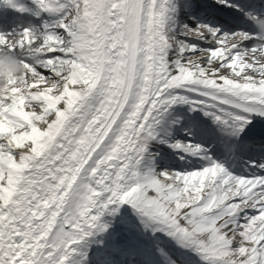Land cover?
Listing matches in <instances>:
<instances>
[{
    "label": "snow or ice",
    "instance_id": "6c2138e0",
    "mask_svg": "<svg viewBox=\"0 0 264 264\" xmlns=\"http://www.w3.org/2000/svg\"><path fill=\"white\" fill-rule=\"evenodd\" d=\"M5 2L30 11L18 0ZM35 3L37 16L56 14L55 26L0 30V48L18 36L9 50L27 48L25 68L62 87L37 92L41 81L30 79V91L13 89L0 103V264H80L74 256L81 242L106 231L101 218L124 203L195 246L209 264H264V175H236L210 158L201 170L141 171L148 142L173 105L203 107L234 135L252 122L250 114L264 117V63L255 55L264 53V16L239 0H216L256 30L222 31L192 14L191 24L177 21V34L173 14L181 7L192 13V0ZM178 35L213 44L200 50L206 63L189 61L199 45ZM228 37L240 42L227 48ZM242 67L254 75L233 80ZM171 147L202 150L180 140ZM245 209L256 213L241 223Z\"/></svg>",
    "mask_w": 264,
    "mask_h": 264
},
{
    "label": "bare ground",
    "instance_id": "6f19581e",
    "mask_svg": "<svg viewBox=\"0 0 264 264\" xmlns=\"http://www.w3.org/2000/svg\"><path fill=\"white\" fill-rule=\"evenodd\" d=\"M56 19H57L56 14H53V16L47 19L48 20L47 23L55 26ZM170 23L174 27L175 33L178 34L181 31V29L178 26H175L173 24V21H171ZM35 25L42 26V24L39 22H36ZM57 30L59 32L65 31L62 27L58 28ZM18 39L19 38L14 39V37L12 36V38H9L8 40L12 41L13 44H16ZM178 39L187 40L191 44L199 45L197 52L188 54V55H192L188 57L189 61H193V62L199 61L200 63H206V61L200 60L202 56L206 55V53L200 52V50L207 49L209 47H214L213 44L208 43L206 40H201L188 36L178 35ZM221 39H225V38H221ZM236 39L237 37L226 38L225 47L230 48L232 45H235L234 40ZM16 54L19 57L23 55H28V49L25 48L22 51L16 52ZM255 55L259 56L260 60H262L259 63H264L263 61L264 57H262L264 55H261V53L259 52L255 53ZM252 56L253 53L251 54L248 53V59H251ZM216 67H217L216 63L208 64L209 69H215ZM242 68H240L239 72L236 75L231 76L233 80H240L243 79L245 76L254 75L251 68L245 71ZM42 71L45 74H50L47 70L42 69ZM220 71L221 74L230 75V71L228 68H222L220 69ZM45 86H46V82H41L37 88L43 89ZM184 105L185 104L173 105V107L169 110V112L166 113L164 115V118L160 121V124L158 126V135L154 139L148 142L147 151L145 153L144 159L141 164V171H147L149 168H151L156 172H160L163 170L164 166L166 167L177 166L179 167V172L183 173L188 171L201 170L203 167L209 164L210 157L209 155H206V153L201 152L199 155H193L191 152H184L183 149H180L176 152H179L181 156H176V157L184 158L182 161L176 162L169 160V162L163 164L164 166L157 167V169H155L154 167V163L156 162V159L158 157L168 156L172 152L170 148L162 147L165 143H163V145L161 144L162 137H164V135H162L160 132L161 126L163 125L164 121H166V119L170 116L171 110L182 109L183 111H187ZM189 107H193V106L189 104ZM198 108L205 111L203 107H198ZM189 116L190 115H188V118ZM253 124L255 123L254 120L252 119V122L248 125L253 126ZM168 141L171 142L172 140H168ZM166 144L165 146H167ZM157 163L160 164L161 162L157 160ZM218 163L223 164L233 174L241 175L240 170L230 166L232 164L230 163L229 160ZM250 213L255 214L256 210L245 209L241 212V216H246ZM240 220H243L242 217ZM101 223L108 225L106 231L94 230L93 235L85 238V240L81 242L79 246V250L74 256V259L76 261H79L80 264L87 263L88 261H90L89 260L90 258L93 260V257L91 256L95 252H97V254L99 255L103 253V251L100 250V248H102L103 246H112L117 242L119 244L117 246H114L115 248H119V247L125 248L126 246L129 247L130 245H133V243H137L140 246H142L139 240L141 242L148 243L147 245H143V246H151L156 243L158 244L157 246H162L164 245V243H170L173 246H176L177 253L180 254L182 257L191 258L193 260L192 264H209V262L203 258V255L199 251H197L195 246L188 245L187 242L182 243L180 241L179 236L169 235L168 232L164 230L162 226L159 225V222L152 221L148 217H142L139 214V212L132 205L128 203H124L122 206H119V210L114 214L112 212H106L105 215L101 218ZM111 235L114 236L113 237L115 238L114 240L111 239ZM96 240H98L97 243H95ZM99 250L100 253H98Z\"/></svg>",
    "mask_w": 264,
    "mask_h": 264
},
{
    "label": "clouds",
    "instance_id": "9594fccd",
    "mask_svg": "<svg viewBox=\"0 0 264 264\" xmlns=\"http://www.w3.org/2000/svg\"><path fill=\"white\" fill-rule=\"evenodd\" d=\"M37 37L39 36V29L36 30ZM3 41H0L2 43ZM13 45L8 42L7 49L0 48V103L10 96H14L15 93L13 89H29L27 80L35 79L37 81H44L42 76H37L31 71V69H26L25 65L21 62L20 57L10 51ZM251 54V52H249ZM264 55V53H261ZM61 82L53 81L50 77L46 82L44 90H55L56 92L61 91ZM42 89L37 88V92ZM4 129L0 128V132Z\"/></svg>",
    "mask_w": 264,
    "mask_h": 264
},
{
    "label": "rangeland",
    "instance_id": "374dc122",
    "mask_svg": "<svg viewBox=\"0 0 264 264\" xmlns=\"http://www.w3.org/2000/svg\"><path fill=\"white\" fill-rule=\"evenodd\" d=\"M261 61H262V60H260L259 62H261ZM263 61H264V58H263ZM242 69L248 70V69H250V68H248V67H243ZM164 169H172V170H175V171L179 172V169L176 168V167H172V168H171V167H170V168H169V167H168V168H163V170H164ZM252 214H254V213H250V214H248V215H252ZM248 215H246V216H248ZM246 216H241L242 219H243V220H240L241 223L245 222V221H244V217H246Z\"/></svg>",
    "mask_w": 264,
    "mask_h": 264
}]
</instances>
